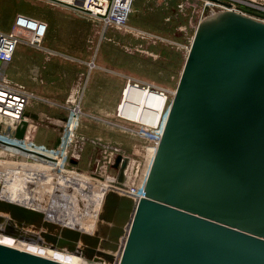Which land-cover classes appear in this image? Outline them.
Instances as JSON below:
<instances>
[{
	"label": "water",
	"instance_id": "95a60500",
	"mask_svg": "<svg viewBox=\"0 0 264 264\" xmlns=\"http://www.w3.org/2000/svg\"><path fill=\"white\" fill-rule=\"evenodd\" d=\"M26 199L0 194V222L90 263L264 264V21L224 10L199 24L143 198L107 189L91 232ZM0 264L65 263L0 243Z\"/></svg>",
	"mask_w": 264,
	"mask_h": 264
},
{
	"label": "rangeland",
	"instance_id": "374dc122",
	"mask_svg": "<svg viewBox=\"0 0 264 264\" xmlns=\"http://www.w3.org/2000/svg\"><path fill=\"white\" fill-rule=\"evenodd\" d=\"M243 1L254 5L242 6L239 0H137L138 10L129 26L119 29L84 13L74 12L76 17H72L73 13H64L60 6L47 0H0V31H11L19 15L48 25L41 47L26 42L19 45L34 50L25 66L26 74L8 76L2 70L3 84L29 98L25 112L29 127L25 140L19 144L2 135H11L9 127L1 132V179L10 177L8 171L14 170L16 175L25 172L37 177L64 173L65 178H83L94 192L105 185L139 198L156 143L144 135L151 129L118 115L127 85L131 81L164 92L170 107L202 21L226 10L223 5L227 3L250 7L264 15V0ZM256 18L264 21V17ZM8 145L19 149L12 150ZM118 155L124 157L125 168L123 163L116 167ZM38 170L43 173L35 172ZM30 184V192H36L35 183ZM65 187L59 190L64 197L53 194L48 199L61 206V212L56 214L59 220H66V213L72 208V190ZM0 227L2 244L59 262L94 264L86 259L80 262L75 253L44 245L39 240H45L41 232L20 228L18 234L3 222Z\"/></svg>",
	"mask_w": 264,
	"mask_h": 264
},
{
	"label": "bare ground",
	"instance_id": "6f19581e",
	"mask_svg": "<svg viewBox=\"0 0 264 264\" xmlns=\"http://www.w3.org/2000/svg\"><path fill=\"white\" fill-rule=\"evenodd\" d=\"M9 96L10 94L8 93V90L0 89V101L6 100V97L9 98ZM13 96L15 95L13 94L12 97H10V100L12 101L19 100V98H14ZM168 107H169V97L166 96L165 93H162L159 91L158 92L153 91L152 89H148L146 87L145 88L137 87L134 84H129L124 93L123 101L118 107V115L126 120H129L135 123H139L143 125L147 124L153 128H160L162 127L163 124L165 125L166 120L164 122V119H165V114L167 112ZM1 110H3L2 104H0V111ZM9 112L11 113V110ZM166 119H167V116H166ZM9 124H10L9 117L7 118L5 117L3 119L2 117H0L1 131L5 127V125L8 126ZM16 141L18 142V144L23 142V141H18V140ZM52 158L55 159V157H52ZM3 164L6 165V163L4 162ZM19 165H24V164L21 163ZM31 165L33 164H30V167H32ZM33 166H36V165H33ZM37 166L35 168H37ZM38 171H35V172L37 173L41 172V171L39 172ZM8 172H9L8 175L10 177L4 176L2 179L0 177V181H1L0 194L5 195L10 198L12 197H15L18 199L28 198L29 199L28 201H32V202L36 201L37 202L36 204H38V206H41L42 208H46L48 203L49 205L51 204V202L48 199L53 194H55L56 197L58 198H62L61 194L63 192H59V190H61L60 189L61 186L62 187L66 186L65 188L66 190L68 189V191L72 190L71 196H69L71 198L70 205L72 208L67 211L66 213L67 218H65L66 220H64V224L72 226V227L77 226L79 229H82L84 231H89V232H91L92 228L94 227V221L96 218V214L100 208L103 195L105 191L109 189V187H106L104 185L103 188L101 187L102 189H99L98 192L96 191L94 192L91 189H89V187L92 186L90 185V183H89L90 186L87 185L88 187L84 184L83 178H80L79 176H75V175L74 176L70 175L67 178H65L64 173L58 174L57 176L50 175L47 177H37V176H30L28 173H25V172L22 173L23 175L21 174L16 175L15 170L12 171L11 173L10 171ZM29 182L35 183L36 186L34 187L36 188V192L35 190H32L30 192L31 184ZM65 194L67 195V191ZM57 206L59 207V205ZM73 210H75L76 213L73 212ZM87 219L89 220L90 224H86ZM66 255H68L69 258H75L72 255H69V254H66ZM82 257L83 256L80 255V257L76 259L84 263L86 257L85 256L83 258ZM86 261L88 260L86 259ZM96 262L94 264H106L103 261H96ZM65 264H69V263H65Z\"/></svg>",
	"mask_w": 264,
	"mask_h": 264
},
{
	"label": "built area",
	"instance_id": "2783aa9c",
	"mask_svg": "<svg viewBox=\"0 0 264 264\" xmlns=\"http://www.w3.org/2000/svg\"><path fill=\"white\" fill-rule=\"evenodd\" d=\"M50 4L54 6H63L75 10L79 13H84L94 20L103 22L106 25H111L119 29H123L129 26L131 18L137 12V0H47ZM240 5L252 6L254 4L248 3L243 0H239ZM228 4V3H227ZM236 4L223 5L226 10H235L246 15L264 17V15L259 12H254L250 7H242ZM256 8V7H252ZM264 10V8H263ZM48 25L42 21L34 19L27 15H19L14 23V27L9 32L0 31V89L8 90L10 94L9 98L0 101L3 106V110L0 111V117H9L10 124L2 129H11V135L5 137L0 130V134L7 138L8 140L15 138V131L25 115L28 96L25 93L19 91H13L8 86L3 84L2 75V65L9 64L13 62L16 51L20 44L27 43V45L41 47L42 40L46 36ZM24 35V36H23ZM129 84H134L137 87H146L152 89L153 91H159L150 85H141L140 83L131 82ZM128 84V85H129ZM127 85V86H128ZM160 92V91H159ZM164 93V92H162ZM14 98H19V100H10L12 95ZM17 95V96H16ZM11 110V113L9 112ZM143 125V124H141ZM146 129H151L152 132H145L144 135L149 138V140L156 143V148L161 140L163 128H153L149 125H143ZM12 141V140H11ZM2 143V142H0ZM12 150H18L19 148L13 145H8ZM156 151V150H155ZM144 197V189L140 195V198Z\"/></svg>",
	"mask_w": 264,
	"mask_h": 264
},
{
	"label": "crops",
	"instance_id": "0c3cea01",
	"mask_svg": "<svg viewBox=\"0 0 264 264\" xmlns=\"http://www.w3.org/2000/svg\"><path fill=\"white\" fill-rule=\"evenodd\" d=\"M61 7V10L64 11V13H67L71 15V13H73V16L72 17H76L74 15V12H76L75 10H72L70 8H67V7H63V6H60ZM34 52V50L32 48H29L28 46L26 45H21L18 47L17 51H16V54H15V57H14V60L13 62L9 63V64H4L2 65V70L5 72L6 71V74L9 76V75H14V74H17V75H24L26 74V71H25V66L27 65L28 61L30 60V55H32V53ZM48 58L46 59V62H44L45 64V73L46 71L48 70ZM9 72V74H8ZM11 72V73H10ZM28 133V132H27Z\"/></svg>",
	"mask_w": 264,
	"mask_h": 264
}]
</instances>
